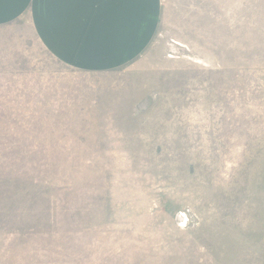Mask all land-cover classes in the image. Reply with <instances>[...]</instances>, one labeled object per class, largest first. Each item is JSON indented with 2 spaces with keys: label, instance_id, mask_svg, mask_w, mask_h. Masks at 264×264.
<instances>
[{
  "label": "rangeland",
  "instance_id": "rangeland-1",
  "mask_svg": "<svg viewBox=\"0 0 264 264\" xmlns=\"http://www.w3.org/2000/svg\"><path fill=\"white\" fill-rule=\"evenodd\" d=\"M162 3L106 70L0 29V264H264V0L234 42Z\"/></svg>",
  "mask_w": 264,
  "mask_h": 264
},
{
  "label": "crops",
  "instance_id": "crops-1",
  "mask_svg": "<svg viewBox=\"0 0 264 264\" xmlns=\"http://www.w3.org/2000/svg\"><path fill=\"white\" fill-rule=\"evenodd\" d=\"M162 2L0 0V29L19 21L28 22L40 46L57 62L75 70H106L130 62L147 49L163 16ZM256 2L200 0V18L216 19L226 37L222 41L227 42L231 34L234 42V35L240 34L241 29H247L242 34L255 33ZM212 8L215 14L211 15Z\"/></svg>",
  "mask_w": 264,
  "mask_h": 264
}]
</instances>
